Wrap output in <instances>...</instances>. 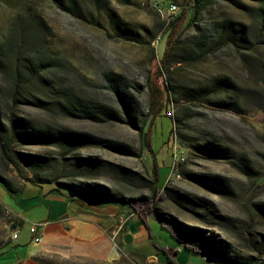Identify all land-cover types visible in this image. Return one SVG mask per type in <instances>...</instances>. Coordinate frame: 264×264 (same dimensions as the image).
<instances>
[{
	"label": "rangeland",
	"instance_id": "374dc122",
	"mask_svg": "<svg viewBox=\"0 0 264 264\" xmlns=\"http://www.w3.org/2000/svg\"><path fill=\"white\" fill-rule=\"evenodd\" d=\"M175 1V65L160 76L170 22L149 0H0V122L3 142L11 139L6 154L0 143V176L13 196L33 184L28 178L65 191L105 185L126 199L150 198L159 185L167 197L158 210L191 241L264 264V0ZM111 78L121 79L123 97ZM155 81L171 89L174 102L162 111L170 118L150 107ZM24 127L87 138L30 140ZM4 189L0 182V250L13 229L30 228ZM119 205L125 218L138 215ZM148 224L151 241L180 262L228 264L174 249L154 212ZM121 226L116 260L51 248L38 264H165L154 244L152 253L126 247L127 220Z\"/></svg>",
	"mask_w": 264,
	"mask_h": 264
},
{
	"label": "crops",
	"instance_id": "0c3cea01",
	"mask_svg": "<svg viewBox=\"0 0 264 264\" xmlns=\"http://www.w3.org/2000/svg\"><path fill=\"white\" fill-rule=\"evenodd\" d=\"M26 185L13 196L4 189L2 198L21 218V226L29 222L47 221L40 245L32 242L30 231L11 241L0 250L1 256L13 259L6 264H38L37 256L47 249H56L72 255H84L100 260L113 261L120 257L119 248L111 241V233L127 220V231L133 236L126 247L152 253L155 248L141 219L132 214L125 218L119 204H95L79 197H72L65 190L48 192L54 187ZM38 192V193H37ZM20 226V227H21ZM30 230V229H29ZM174 249H180L179 246ZM190 263V262H188Z\"/></svg>",
	"mask_w": 264,
	"mask_h": 264
},
{
	"label": "trees",
	"instance_id": "16d2710c",
	"mask_svg": "<svg viewBox=\"0 0 264 264\" xmlns=\"http://www.w3.org/2000/svg\"><path fill=\"white\" fill-rule=\"evenodd\" d=\"M177 2V1H176ZM182 18V15L178 17V19ZM171 20L169 23L170 26V33L168 38V47L164 51L161 58H159V73L158 75L162 76L166 70H169L175 65L174 59L172 57V53L174 52L176 46H177V39L175 38V32L177 25V20ZM195 20V15L190 19V21L187 22L186 26H190ZM117 27L119 28V24H117ZM180 32V31H179ZM0 46V54L2 53ZM111 82L114 83L116 92L119 93L120 96H122L121 90H119L121 79L119 78H111ZM151 85V105L150 107L152 110H155L159 115L171 117V114H166L167 109H169L171 103L174 102V99H172V93L171 89L167 85H162L160 83H157V81L150 84ZM123 97V96H122ZM123 101V107L127 108V106ZM69 107L76 108L78 110H85L81 108L80 106L74 105V102L72 98L69 99ZM176 102H179V99H176ZM101 107H98L96 111H100ZM128 110V109H127ZM71 111V110H70ZM103 111V110H102ZM162 111H166L165 114L162 113ZM72 112V111H71ZM94 116V115H93ZM175 122H181L180 117L175 118ZM24 133H20L21 136L24 138L30 139V140H51L49 138H55L58 140L64 139L68 141L72 140H86V134L75 132L72 130H59L56 134L51 133L49 131H43L42 133L38 131H34L32 129H28L24 127ZM150 128L146 131V134L148 135L146 144L148 148L151 150L150 145V136L149 133ZM5 128H3V125L0 122V143L2 144L3 152L7 153V148L10 145L11 139H9L6 142H3L5 135ZM154 176L156 182L159 180L158 176V162L155 157L154 160ZM29 181L33 182L34 185L42 187V182H37L35 179L28 178ZM0 182L5 186L7 192L10 196L13 197L14 189L11 186L10 182L5 180L3 177L0 176ZM65 188L68 189L69 193H71L72 197H79L82 198L88 202L95 203V204H124L131 207L134 212H136L139 215V218L144 223L145 227L147 228L149 236L152 238L151 230L148 224V214L154 212L158 216V220L161 222L163 227L169 230L171 236L176 239L178 242V246H181L179 251H190L197 254L205 255L209 258H216L220 260L221 262L228 263V264H248L243 261H240L238 259L232 258L231 256H228L226 252L221 251L218 247L213 246L212 248H207L204 246H201L193 241H191L189 235L185 234L184 232H181L179 228H177L171 220H168L162 212L158 210V204L162 202L167 197V192L165 191V187H160L159 185L156 186L154 189V193L150 198H138V199H126L125 197L118 196L112 191L108 189L105 185H99V184H77V183H69L66 185H62ZM61 189L59 186L54 187L50 189L48 192H59L61 193ZM152 244H154L158 250L161 252L163 256V262L165 264H192L188 262H180L178 258L174 257L167 246H162L157 244L154 240L151 241ZM178 250V249H177ZM178 253V252H177ZM254 264V263H249Z\"/></svg>",
	"mask_w": 264,
	"mask_h": 264
},
{
	"label": "built area",
	"instance_id": "2783aa9c",
	"mask_svg": "<svg viewBox=\"0 0 264 264\" xmlns=\"http://www.w3.org/2000/svg\"><path fill=\"white\" fill-rule=\"evenodd\" d=\"M155 10L169 22L175 18L179 12V5L175 0H149ZM174 168V166H173ZM8 212L10 210L8 209ZM47 225V221H35L30 225V233L32 236V242L35 245H40L43 241V229ZM122 226L117 227L111 233V241L116 245L117 239L121 233ZM20 235V228H15L11 232V240L16 241ZM180 250V249H179Z\"/></svg>",
	"mask_w": 264,
	"mask_h": 264
},
{
	"label": "water",
	"instance_id": "95a60500",
	"mask_svg": "<svg viewBox=\"0 0 264 264\" xmlns=\"http://www.w3.org/2000/svg\"><path fill=\"white\" fill-rule=\"evenodd\" d=\"M124 239H125L126 243L130 244L133 240V236L130 233H128V234H126Z\"/></svg>",
	"mask_w": 264,
	"mask_h": 264
}]
</instances>
